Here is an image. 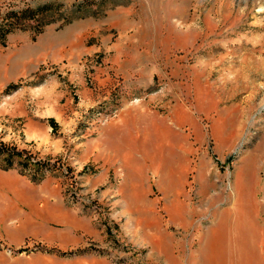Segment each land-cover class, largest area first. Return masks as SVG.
Masks as SVG:
<instances>
[{
    "label": "rangeland",
    "instance_id": "1",
    "mask_svg": "<svg viewBox=\"0 0 264 264\" xmlns=\"http://www.w3.org/2000/svg\"><path fill=\"white\" fill-rule=\"evenodd\" d=\"M0 23V142L46 165L0 168V264H264V0Z\"/></svg>",
    "mask_w": 264,
    "mask_h": 264
},
{
    "label": "trees",
    "instance_id": "2",
    "mask_svg": "<svg viewBox=\"0 0 264 264\" xmlns=\"http://www.w3.org/2000/svg\"><path fill=\"white\" fill-rule=\"evenodd\" d=\"M34 16V10L23 8L19 11L9 10L5 12L4 22L13 21H22L25 19L32 18ZM12 20V21H11ZM5 23H0V39L4 34L9 30L7 27L4 28ZM47 122L51 127L55 126L54 121L51 118L47 119ZM41 161L31 160L26 155H22L19 151L14 150L12 147L4 145L0 142V168L9 169L11 167L17 166L18 172L21 175H26L29 180L37 181L42 178L45 164ZM24 249H18V251H22Z\"/></svg>",
    "mask_w": 264,
    "mask_h": 264
}]
</instances>
